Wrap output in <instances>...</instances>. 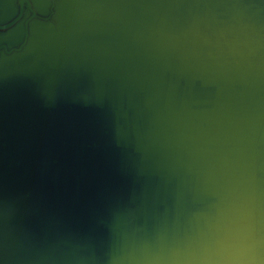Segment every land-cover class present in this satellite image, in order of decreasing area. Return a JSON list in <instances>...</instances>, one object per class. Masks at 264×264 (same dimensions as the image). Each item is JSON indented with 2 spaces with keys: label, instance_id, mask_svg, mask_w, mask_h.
<instances>
[{
  "label": "water",
  "instance_id": "water-1",
  "mask_svg": "<svg viewBox=\"0 0 264 264\" xmlns=\"http://www.w3.org/2000/svg\"><path fill=\"white\" fill-rule=\"evenodd\" d=\"M0 264H264V0H0Z\"/></svg>",
  "mask_w": 264,
  "mask_h": 264
}]
</instances>
